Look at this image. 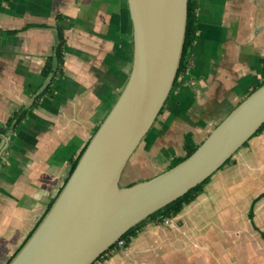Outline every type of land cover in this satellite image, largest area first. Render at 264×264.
<instances>
[{
	"label": "crops",
	"instance_id": "0c3cea01",
	"mask_svg": "<svg viewBox=\"0 0 264 264\" xmlns=\"http://www.w3.org/2000/svg\"><path fill=\"white\" fill-rule=\"evenodd\" d=\"M25 25L32 26L9 33ZM58 26L65 38L64 62L51 96L28 108L14 131L0 133V264L44 216L131 68L127 0L3 1L0 128L48 83L42 68L57 43ZM197 27L189 67L168 95L153 133L129 157L120 186L168 169L186 145H199L264 78V0H198ZM263 190L264 131L238 149L176 216L146 223L98 263L264 264V241L248 219ZM253 212L254 224L264 232V196Z\"/></svg>",
	"mask_w": 264,
	"mask_h": 264
},
{
	"label": "water",
	"instance_id": "95a60500",
	"mask_svg": "<svg viewBox=\"0 0 264 264\" xmlns=\"http://www.w3.org/2000/svg\"><path fill=\"white\" fill-rule=\"evenodd\" d=\"M132 62L115 102L51 206L6 264H92L129 228L212 176L264 122V84L239 102L184 160L120 186L176 77L187 0H127Z\"/></svg>",
	"mask_w": 264,
	"mask_h": 264
},
{
	"label": "trees",
	"instance_id": "16d2710c",
	"mask_svg": "<svg viewBox=\"0 0 264 264\" xmlns=\"http://www.w3.org/2000/svg\"><path fill=\"white\" fill-rule=\"evenodd\" d=\"M3 1H6V0H0V4ZM197 9H198V0H187V22H186V30H185L183 49H182V54H181V59H180L178 71H177L176 77L174 79V83H173L171 91L174 90L175 87H177L179 75L184 73L188 69L189 64H190L189 50H190L191 46L193 45L194 40L196 39V33H197V29H198V27H197ZM31 26L32 25H25L19 29L10 30L9 33L15 34L16 32H18L20 30H25ZM56 31H57V43L55 44V46L52 50V54L46 58L44 65H43V68H42V75L44 78L48 79V83L45 85V87L43 88L42 91L35 94L31 104L28 107L20 108L19 110L15 111L7 119V121L5 122V126L0 128V133L5 134L6 131H14L16 129V127L18 126V124L26 116L28 108H33L34 106H36L38 103V99L40 97L51 96V87H50L51 83L56 76H59L62 74V67H63V62H64L63 52H64V46H65V38L63 35V28L61 26H58L56 28ZM262 65H263V70H264V57L262 58ZM262 84H264V78L262 79V81L260 82V84L258 86H260ZM167 100H168V98H167ZM167 100L165 101V104L161 108L158 115H160L163 112V110L165 109V105H166ZM262 131H264V122L262 123V125L259 127V129L256 131V133L253 136L261 133ZM247 143H248V141H246L243 144V146H246ZM85 146H84V148H85ZM197 146L198 145H193V146L186 145L185 146V154L183 156L174 157L171 160L168 168L176 165L177 163H179L180 161H182L186 157H188L197 148ZM84 148L82 149V151L84 150ZM82 151L80 152V154L82 153ZM80 154H79V156H80ZM232 156L229 157L220 168H222L224 165L230 163L232 161ZM78 157L72 161L69 174L72 172L73 168L75 167ZM69 174H68V176H69ZM210 178H211V176L206 178L202 183H200L197 186L190 189L187 193H185L181 197L175 199L174 201L170 202L169 204L165 205L164 207L158 209L157 211L150 214L147 218L143 219L142 221H140L139 223H137L133 227L129 228L125 233H123L118 238V240H123L124 246H125L130 242V240L134 236H136L137 232L146 223H148V222L161 223L167 218H171V217L176 216L186 204H188L189 202L194 200L198 196V194H200L202 192L203 187L205 186V184H207L210 181ZM262 196H264V190L257 197H255L253 199L252 204L248 210V219L250 220L253 228L259 232L261 238L264 241V232L261 231L260 229H258V227H256V225L254 224V221H253L254 204ZM53 200L54 199H52V201L48 205L45 213L47 212V210L51 206ZM116 244H117V241L113 245H111L107 250H105L103 253H101L99 255V257L92 264H95L97 262H100V261L107 259L110 256V252L117 248Z\"/></svg>",
	"mask_w": 264,
	"mask_h": 264
},
{
	"label": "rangeland",
	"instance_id": "374dc122",
	"mask_svg": "<svg viewBox=\"0 0 264 264\" xmlns=\"http://www.w3.org/2000/svg\"><path fill=\"white\" fill-rule=\"evenodd\" d=\"M156 119H157V118H156ZM155 121H156V120H155ZM154 125H155V122H154V124L152 125V127L150 128V130L147 132V134L142 138L143 140L145 139L146 136H148L149 134L153 133V130H154L153 126H154ZM143 140H142V141H143ZM141 143H142V142H141ZM239 224H241V222H238V223H237V225H239ZM243 225H244V224H243ZM245 226H247V224H245ZM118 250H119V249H118V247H117L116 249H114L113 251L110 252V255H111V254H115L116 252H118ZM95 264H99V263L97 262V263H95Z\"/></svg>",
	"mask_w": 264,
	"mask_h": 264
},
{
	"label": "built area",
	"instance_id": "2783aa9c",
	"mask_svg": "<svg viewBox=\"0 0 264 264\" xmlns=\"http://www.w3.org/2000/svg\"><path fill=\"white\" fill-rule=\"evenodd\" d=\"M164 221H167V219H165ZM116 246H117L118 248L123 247V246H124V242H123V240H117V244H116Z\"/></svg>",
	"mask_w": 264,
	"mask_h": 264
}]
</instances>
